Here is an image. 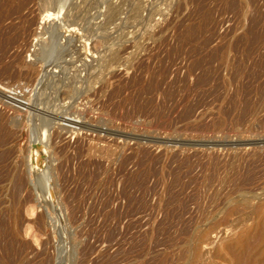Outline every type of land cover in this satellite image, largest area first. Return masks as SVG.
I'll return each instance as SVG.
<instances>
[{"label": "rangeland", "instance_id": "1", "mask_svg": "<svg viewBox=\"0 0 264 264\" xmlns=\"http://www.w3.org/2000/svg\"><path fill=\"white\" fill-rule=\"evenodd\" d=\"M9 2L0 114L78 122L48 134L42 199L26 112L0 124V264H264V0Z\"/></svg>", "mask_w": 264, "mask_h": 264}, {"label": "bare ground", "instance_id": "2", "mask_svg": "<svg viewBox=\"0 0 264 264\" xmlns=\"http://www.w3.org/2000/svg\"><path fill=\"white\" fill-rule=\"evenodd\" d=\"M12 1V0H11ZM14 1V0H13ZM9 2V0H8ZM10 3V2H9ZM3 5V4H2ZM12 5V4H11ZM2 8V7H1ZM4 8V7H3ZM258 35V34H257ZM77 53V52H76ZM82 53V52H81ZM84 53V52H83ZM80 54V52L78 53ZM71 56L73 57V62L76 63L73 66L75 67L77 64L81 63L82 60L84 59L83 56H81L79 59H77V56L75 54H71ZM79 57V56H78ZM85 70H87V72L90 71L91 65H86L87 63H82ZM82 64H79L82 65ZM107 64V63H106ZM105 64V65H106ZM26 65V64H25ZM34 64H31L28 66V69L26 68V72L30 73L34 72V78L38 77L39 79V83H50L51 84V88H53L54 92L58 93L60 88H62L63 85H66L65 82L63 80H57L58 75H61L64 71L62 69H59L58 72H56V70H48L46 69L45 74L43 73V75L40 73V71H37V69H35ZM27 66V65H26ZM105 67V66H104ZM83 69H80V67H77V70L75 71V74H77L76 76L78 77V74H81V72L84 71ZM87 68V69H86ZM89 70V71H88ZM24 71V72H25ZM33 77V76H32ZM88 78V77H87ZM91 78V76L89 77V79ZM51 79H53L51 81ZM87 80V79H86ZM48 81V82H47ZM83 84V83H82ZM48 86V85H47ZM50 86V85H49ZM55 86V87H52ZM43 87L45 88L44 84L41 87V90H43ZM64 87V86H63ZM79 86H77L76 88H78ZM81 87V86H80ZM55 89L57 91H55ZM52 90V91H53ZM44 91V90H43ZM42 91V93H44ZM51 91V90H50ZM46 93V92H45ZM53 93V92H52ZM47 100V99H46ZM52 100V99H51ZM50 100V101H51ZM29 101V100H28ZM54 101V100H53ZM33 102H28V103H24V101L21 102H14V103H8L7 106H9V108L13 109L14 108V112L16 114V116L14 115L13 117L5 114L3 115L2 113L0 114V124L5 126H9V125H13L14 123H16L19 120H23L24 118L22 116H26L22 114V111L24 110V113L26 112L27 116H28V121L31 124V146L33 147V152L30 155V158L27 159L26 158V165H27V172L28 175L29 174H36V178L34 179H30L29 183L33 186V189L35 191H38L37 198L40 197V199L43 198V194H51L52 193V186H48L46 185V183H44L41 179L40 174L35 170V165L36 162L38 161L39 163H41V167L42 168H47L48 169V179L50 178V168H49V144H48V140H49V136L48 134L51 132V128L52 126H55V124L58 125V128H60L61 130L66 129L67 132L68 131H73V128L75 127V124L78 122L75 119H69L66 118L64 116L62 117H58V115L56 112L54 113H49L47 109H45V107H38L36 108L37 113H34L33 110H35L34 106H33ZM37 107V105H36ZM45 109V111H44ZM47 110V111H46ZM59 112V111H58ZM64 113V112H63ZM57 115V116H56ZM67 116V115H66ZM19 117V119L17 118ZM58 118L64 121H67L66 124L61 123L60 121L58 122L57 120H54V118ZM42 122H40L41 120ZM56 125V126H57ZM71 125V126H70ZM56 129V128H55ZM57 131V130H56ZM61 132V131H60ZM58 134V132H57ZM30 147V146H29ZM90 149V148H89ZM30 154V153H29ZM30 178V177H29ZM9 179V178H8ZM5 181H7L5 179ZM3 183V181H0V185ZM3 188H0L1 190H3L5 187L4 185L2 186ZM12 188V187H11ZM37 193V192H36ZM2 196V195H1ZM51 196V195H49ZM52 198H53V194H52ZM51 198V199H52ZM39 199V201H40ZM38 201V199H37ZM53 204L51 205L53 207V209L56 211V213L58 214L57 216H50V218L53 220L54 222V228L57 229V223L60 219H63L65 217V212H64V207L61 206L56 200L55 198L52 199ZM17 203V202H16ZM50 206V207H51ZM53 210V211H54ZM48 212V211H47ZM50 215V214H48ZM3 219V218H2ZM4 221V219H3ZM60 222V221H59ZM61 223V222H60ZM59 224V223H58ZM62 224V223H61ZM59 228V227H58ZM54 229V230H56ZM264 235V231L263 234ZM61 242V241H60ZM59 246V244H58ZM72 248V245H71ZM60 251V250H59ZM57 251L58 255L57 256V260L56 263L57 264H63V254L61 255V251L59 252ZM74 252V251H73ZM55 256V257H56ZM65 257V256H64ZM74 257V256H73ZM237 262H239V264H251L250 261V257H243L241 254H238L236 257ZM4 262H1V264H3ZM42 264V262L40 263Z\"/></svg>", "mask_w": 264, "mask_h": 264}, {"label": "built area", "instance_id": "3", "mask_svg": "<svg viewBox=\"0 0 264 264\" xmlns=\"http://www.w3.org/2000/svg\"><path fill=\"white\" fill-rule=\"evenodd\" d=\"M13 86V85H12ZM12 90H14V89H12ZM18 90H20V88H18ZM10 91V90H9ZM20 92V91H19ZM7 94H8V92H7ZM13 96V95H12ZM10 99H12V98H10Z\"/></svg>", "mask_w": 264, "mask_h": 264}]
</instances>
